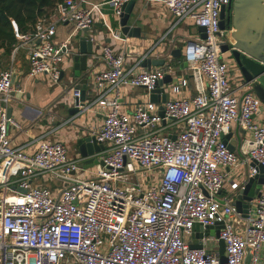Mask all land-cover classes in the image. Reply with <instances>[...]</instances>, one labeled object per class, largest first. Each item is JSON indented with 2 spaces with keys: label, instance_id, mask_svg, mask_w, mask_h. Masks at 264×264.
<instances>
[{
  "label": "built area",
  "instance_id": "2783aa9c",
  "mask_svg": "<svg viewBox=\"0 0 264 264\" xmlns=\"http://www.w3.org/2000/svg\"><path fill=\"white\" fill-rule=\"evenodd\" d=\"M131 1L106 4L119 18ZM160 2L178 23L191 20L205 29L206 39L199 33L184 46L190 78L181 74L172 83L171 93L180 98L160 107L141 103L131 115L122 114L121 88H142L150 98L174 67L133 74L134 69H125L124 55L104 46L106 68L95 85L107 89L95 103L108 112L91 136L106 150L95 157V171L86 177L81 176L88 171L86 159L70 158L62 143L44 140L34 154L15 147L9 129L22 127L9 117V108L15 93L23 94L14 83L18 53L27 51L31 78L47 75L53 84L61 83L69 41L54 43L57 26L72 24L75 33L91 29L100 5L63 0L32 34L17 35L12 64L0 70V264H261L264 183L247 216L235 206L244 181L264 167V124L256 121L262 103L252 85L239 78L241 86L230 82L228 72L234 74L235 67L230 54L222 52L231 43L220 27L221 12L232 0ZM114 37L120 39L117 33ZM190 80L195 95L183 97ZM111 91L115 97L107 99ZM77 107L89 108L81 102ZM234 124L242 132L238 152L225 141ZM241 165L248 170L237 183L231 175ZM147 173L150 182L141 177ZM226 184L230 189L223 193ZM218 223L223 224L219 239L199 238L194 231L196 224ZM219 240L225 243L226 262ZM193 243L202 248L192 249Z\"/></svg>",
  "mask_w": 264,
  "mask_h": 264
},
{
  "label": "crops",
  "instance_id": "0c3cea01",
  "mask_svg": "<svg viewBox=\"0 0 264 264\" xmlns=\"http://www.w3.org/2000/svg\"><path fill=\"white\" fill-rule=\"evenodd\" d=\"M86 1L100 5L99 9L93 13L94 24L89 32L75 33L72 24H60L57 26V34L53 39L55 44L69 41L68 57L62 65L61 83L53 84L47 75L31 78L26 50H21L13 62L15 65V88L22 89L23 94L15 93L9 113L21 125L22 130L10 128L8 135L13 145L20 147L27 154L36 153L38 144L48 140L53 143L64 144L70 158H82L78 145L79 141L90 137L94 130L101 128L108 112V109L105 110L98 103H95L107 89L95 85L96 76L106 68L101 57L102 49L106 45H110L116 54L124 55L125 69H134L133 74L161 69L163 66H153L149 70L143 67V63L146 59L162 60L171 52L181 50V58L168 56L166 62L167 65L174 67V72L171 75L173 81L163 87L170 95V100L182 96L170 91L172 83L179 78L178 76L182 74V76L190 78L187 69L181 70L180 66L184 62V46L193 36L192 25L194 23L191 20L178 23L160 0H134L135 5L128 25L138 31V36L130 37L122 32L118 18L114 16V10L109 4H106V0ZM172 28L171 34L167 39H164V35ZM197 32L199 35V31ZM114 33H117L120 39H116ZM80 36H90L94 46H100V50L95 51L96 58L91 60L93 66L92 86L87 89V98L84 104L89 108L83 109L75 115H70L69 110L75 106V93H80L74 87L76 80L73 78L74 62L72 54L73 39ZM171 38L176 39L175 45L170 43ZM108 39L111 40L110 43ZM144 58L145 60L142 61ZM11 64V59L9 64L5 61L0 62V70L6 69ZM234 74L229 75L230 82L234 86H241L236 80L239 75L235 69ZM190 83L191 87L183 94V97L192 98L195 95L192 81ZM236 94L240 95V92L237 91ZM114 97V91L106 94L107 99H113ZM120 97V112L127 115H131L137 105L150 101L146 91L142 88L123 87L120 91ZM155 104L159 107L162 105V103ZM256 121L264 124V106L261 107L259 114L256 116ZM240 133L242 132L239 126L234 124L229 135L228 145L235 152L239 151L241 144ZM104 148L106 150V147ZM87 170V172H85L86 170L82 172L81 176L92 175L95 166L89 167ZM247 170V166L241 165L233 171L231 179L240 183L244 180ZM229 189L230 185L226 184V190L223 193Z\"/></svg>",
  "mask_w": 264,
  "mask_h": 264
},
{
  "label": "water",
  "instance_id": "95a60500",
  "mask_svg": "<svg viewBox=\"0 0 264 264\" xmlns=\"http://www.w3.org/2000/svg\"><path fill=\"white\" fill-rule=\"evenodd\" d=\"M134 0L127 3L122 10V15L118 18L119 25L124 35L138 36V31L132 29L128 24L130 15L134 8ZM221 30L226 31V36H231L237 43H233L234 49L230 51L229 44L222 47L223 53H230L231 62L235 67V71L239 75V79L247 85H252V92L260 99L264 105V0H232V3L227 8H223L221 12ZM233 30L230 35V30ZM90 29L83 32L88 33ZM201 37L206 39L204 28L198 29ZM136 34V35H135ZM110 39L108 42L110 43ZM73 62H74V85L76 90L80 91V98L75 99V106L69 110L70 115H75L80 112L77 107L81 102L82 106L86 102L87 89L91 84L92 65L91 60L96 58L95 51L100 50V46H94V42L90 36L74 37L73 39ZM181 50H176L161 59H146L143 63L144 68L152 69L153 66H164L167 58H181ZM181 70L187 68V64L183 62L180 66ZM180 74V72H179ZM173 81L171 75H167L163 80L157 83L156 89L150 95L152 103H167L170 100V95L163 88L165 85ZM163 115V112H161ZM11 117V113H9ZM175 139V137H173ZM229 136L225 137L228 143ZM81 157L86 159L85 167H93L98 164L95 157L104 151V146L96 142L95 137H86L79 141ZM103 164V163H102ZM264 167L259 166V174L253 178L244 181L243 188L238 191L235 206L239 213L244 217L247 216L252 202L260 197V190L264 183ZM21 192L24 190L19 189ZM223 224L218 223L215 226L202 228L201 225L196 224L194 227L195 233L198 232L199 238L203 237H217ZM220 254L223 262H226L224 257L225 243L219 240ZM192 249H201L202 246L198 244H191ZM249 258H247V263Z\"/></svg>",
  "mask_w": 264,
  "mask_h": 264
},
{
  "label": "trees",
  "instance_id": "16d2710c",
  "mask_svg": "<svg viewBox=\"0 0 264 264\" xmlns=\"http://www.w3.org/2000/svg\"><path fill=\"white\" fill-rule=\"evenodd\" d=\"M63 0H0V62L9 64L17 35H29L39 20L49 19Z\"/></svg>",
  "mask_w": 264,
  "mask_h": 264
},
{
  "label": "rangeland",
  "instance_id": "374dc122",
  "mask_svg": "<svg viewBox=\"0 0 264 264\" xmlns=\"http://www.w3.org/2000/svg\"><path fill=\"white\" fill-rule=\"evenodd\" d=\"M192 31H193V36L191 37V39H194L195 37L198 36V32H197L198 27L195 24L192 25ZM228 74H233V72L231 70H229ZM262 106H264V105L262 104ZM78 175H79V173H78ZM151 176H152L151 173H147L145 176L142 175L141 177H142L143 181L150 182ZM262 262L264 264V258L262 259Z\"/></svg>",
  "mask_w": 264,
  "mask_h": 264
},
{
  "label": "flooded vegetation",
  "instance_id": "af4514ba",
  "mask_svg": "<svg viewBox=\"0 0 264 264\" xmlns=\"http://www.w3.org/2000/svg\"><path fill=\"white\" fill-rule=\"evenodd\" d=\"M232 32H233V30L231 29L230 30V35H232ZM228 39H229V42L231 43V44H229V46H230V51H232L233 49H234V47H233V43H232V37L231 36H228L227 37ZM231 52H229V54H230Z\"/></svg>",
  "mask_w": 264,
  "mask_h": 264
},
{
  "label": "bare ground",
  "instance_id": "6f19581e",
  "mask_svg": "<svg viewBox=\"0 0 264 264\" xmlns=\"http://www.w3.org/2000/svg\"><path fill=\"white\" fill-rule=\"evenodd\" d=\"M233 43L237 44L234 40H232Z\"/></svg>",
  "mask_w": 264,
  "mask_h": 264
}]
</instances>
